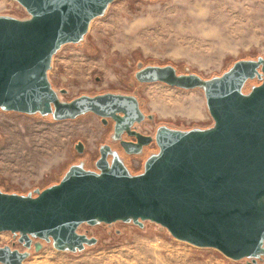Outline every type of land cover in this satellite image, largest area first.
<instances>
[{"label": "water", "instance_id": "1", "mask_svg": "<svg viewBox=\"0 0 264 264\" xmlns=\"http://www.w3.org/2000/svg\"><path fill=\"white\" fill-rule=\"evenodd\" d=\"M30 16L0 15V109L75 119L87 112L111 117L112 138L129 154H142L153 137L131 130L145 114L130 94L80 95L61 101L48 72L54 55L81 41L93 19L114 0H16ZM141 82H163L191 89L202 86L214 124L206 129L158 127V153L132 175L118 149L100 148L96 166L74 164L58 183L37 194L0 188V232L50 239L59 249H83L97 238L78 232L82 223L117 220L142 225L150 220L173 236L201 247H215L233 259L264 254V57L239 59L222 75L204 79L179 74L169 64L140 69ZM260 83L245 94L250 78ZM151 118L152 115H149ZM134 139L123 138V134ZM83 149V143L78 144ZM112 156L110 159L109 157ZM40 249V243H36ZM27 251L0 250V264H24Z\"/></svg>", "mask_w": 264, "mask_h": 264}, {"label": "rangeland", "instance_id": "2", "mask_svg": "<svg viewBox=\"0 0 264 264\" xmlns=\"http://www.w3.org/2000/svg\"><path fill=\"white\" fill-rule=\"evenodd\" d=\"M0 15L30 16L16 0H0ZM260 56L264 57V0H114L92 20L81 41L58 50L48 75L61 101L108 92L135 95L145 114L138 128L154 134L162 125L206 129L214 119L204 87L141 82L136 76L140 69L171 64L179 74L209 79L239 59ZM259 83V78H250L242 90L247 94ZM193 105L197 115L188 113ZM112 130L93 112L55 120L52 114L0 109V188L35 195L58 183L74 164L96 171L102 145L120 149L111 139ZM158 151L151 144L142 154L123 153L122 158L130 174L139 175ZM78 232L97 242L83 249H59L52 238L32 236L27 247L20 233L1 231L0 246L27 251L24 264H264V254L255 260L233 259L215 247L180 240L150 220L142 225L133 220L85 222Z\"/></svg>", "mask_w": 264, "mask_h": 264}, {"label": "flooded vegetation", "instance_id": "3", "mask_svg": "<svg viewBox=\"0 0 264 264\" xmlns=\"http://www.w3.org/2000/svg\"><path fill=\"white\" fill-rule=\"evenodd\" d=\"M140 107H141V106H140ZM101 119H102V118H101ZM107 123H110V124L112 125V128H113V127H114V123H115V121H114L111 117H109V118H107ZM139 123H140V122H135L131 130H136V131H138V132H142V133H144V134H146V135H150V136H152L153 139H152V141H151V143H150L149 145H151V144H156L155 136H156V132H157V130H156V132H155L154 134H152V133H147V132H143V131H141V130L138 128V124H139ZM105 124H106V123H105ZM171 128H173V127H171ZM157 129H158V128H157ZM113 131H114V128H113V130H112V133H113ZM123 138L129 139V140H131V139H134V140H135V136H134V135H128L126 132L123 134ZM111 139L114 140V139H116V138H112V136H111ZM114 144H119V142H118V141H117L116 143L114 142ZM149 145H148V146H149ZM156 145H157V144H156ZM112 148L115 149L114 147H112ZM116 149H117V148H116ZM119 153H120L121 157H122L123 153H125V154H127V155H130V156L134 155V154L126 153V152L124 151L123 148H120V149H119ZM99 157H100V155H99ZM99 157H98V158H99ZM111 158H112V156H111ZM96 161H97V160H96ZM95 170L98 171V172L100 171V170L97 168V166H96ZM20 237H21V235H20ZM5 246H9V245L0 246V250H1L2 248H4ZM10 247H11V246H10ZM11 249H12V250H19V249H17V248H12V247H11Z\"/></svg>", "mask_w": 264, "mask_h": 264}, {"label": "bare ground", "instance_id": "4", "mask_svg": "<svg viewBox=\"0 0 264 264\" xmlns=\"http://www.w3.org/2000/svg\"><path fill=\"white\" fill-rule=\"evenodd\" d=\"M191 109L189 110L188 113L192 114V115H197L198 112L196 111V108L193 106L190 107ZM186 113V112H185Z\"/></svg>", "mask_w": 264, "mask_h": 264}]
</instances>
